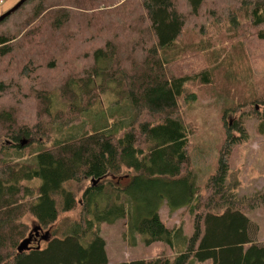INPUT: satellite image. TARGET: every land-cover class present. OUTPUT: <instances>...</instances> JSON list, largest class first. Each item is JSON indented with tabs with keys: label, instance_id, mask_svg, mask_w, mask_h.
<instances>
[{
	"label": "trees",
	"instance_id": "1",
	"mask_svg": "<svg viewBox=\"0 0 264 264\" xmlns=\"http://www.w3.org/2000/svg\"><path fill=\"white\" fill-rule=\"evenodd\" d=\"M25 12L26 21L18 22ZM12 19L16 33H0V64L18 69L0 78V264H264V242L256 241L245 214L264 205V195L238 198L229 180L231 152L246 141L245 128L224 125L225 143L201 192L180 115L186 87L209 84L226 61L238 83L251 80L241 44L228 51L210 27H220L230 43L251 29L264 45V0H26L0 26ZM196 20L193 36L188 28ZM70 46L79 53L62 59L69 79L59 94L50 93L38 72L51 71ZM187 54L201 55L206 67L171 75ZM24 88L40 100L48 128L42 118L20 125L18 109L1 107L9 98L19 104ZM105 93L111 100L101 109L96 97ZM57 99L67 113H53ZM258 119L264 137V115ZM84 182L78 197L73 188ZM164 203L190 212L184 242L180 228L161 220ZM77 208L59 235L18 253L31 235L25 216L49 230L61 213ZM121 220L133 246L139 236L145 246L163 243L175 254L110 262L101 225Z\"/></svg>",
	"mask_w": 264,
	"mask_h": 264
},
{
	"label": "rangeland",
	"instance_id": "2",
	"mask_svg": "<svg viewBox=\"0 0 264 264\" xmlns=\"http://www.w3.org/2000/svg\"><path fill=\"white\" fill-rule=\"evenodd\" d=\"M104 5L108 4H103L102 6ZM115 5L117 6V4ZM23 14L25 15L19 20L17 19L18 22L24 23L26 21L28 13L25 12ZM14 19L10 20L6 25L0 26V33H16L14 23H17V20ZM200 24L201 21L196 20L188 28L193 36H196ZM197 25L198 27L195 28ZM220 30V27H210L211 34L214 33L217 42L219 41L228 51L231 50L230 47H235L237 44H241L243 47V54L249 63V71L247 69V72L251 80L247 78L248 82L238 83L237 74H231V68L226 61L220 66L221 68H218L212 74V80L209 84L195 83L186 87L185 96L180 102V115L189 133L190 147L188 154L190 156V167L195 171V182H197L199 187L201 186V192L203 191L205 180L216 169L219 150L225 143L224 125L242 123L247 139L245 142L236 145L231 152L229 160L231 175L229 180L237 183L238 186H236L235 193L238 198H251L257 193L264 195V137L257 132L256 126L258 118L264 115V107L261 105L262 94L264 95V45L256 40L251 29L244 31V37L242 36L241 39L234 40L231 43L228 38L224 37L225 35L222 32L220 33ZM215 31H219L220 35L216 34ZM60 36L63 37V35ZM188 36L191 38V35ZM54 44L57 45V43ZM78 53L71 46L68 51L61 50L56 59L57 61L52 63L53 67L51 68L53 69L51 71L38 72L42 79L40 83L47 85L48 90H51L50 93L59 94V88L61 90L63 84L69 79L70 68H68V63H64L62 59H73V56H77ZM84 53L83 50L79 58L80 63L82 61L83 64L86 61L83 57ZM25 60L27 61L28 58L25 57ZM204 61L199 54H187L178 62L179 66L175 62L170 65L173 66L175 64L173 66L175 68L171 70V75L184 74L187 70L199 73L203 67H206ZM5 62L0 64V78L10 69ZM10 70L8 77H13L18 69L12 67ZM77 70L80 73L84 68L80 65ZM20 71L23 72V69H20ZM0 80L3 81V79ZM13 80H18V76L14 77ZM22 93L26 97L20 98L19 104L15 99L9 98L12 101L4 100L5 105H1V107H15L18 109L19 116H17V120L20 125L33 127L37 125L38 119L42 118L43 125L48 128V119L45 118V112L42 109L43 106L40 100H37L26 88L23 89ZM96 100L101 109H103L107 107L108 102L106 103V101H110L111 97L109 93L98 94ZM54 110L59 113H67L66 106L62 105L58 99L56 100V105L53 104V113ZM49 112H52V109ZM3 135V130H0V142H3ZM87 183L84 182V184L76 185L73 188L77 192L78 197ZM168 209L167 203H164L159 210V216L167 228L181 229V241L184 242L192 232L193 222L190 212L184 208L176 211ZM221 211H223V208L219 209V212ZM78 212L77 208L72 213H61L56 224L49 230L39 229L33 218L25 216L24 222L27 223L31 230L29 247L43 246L44 241H42L41 237L46 232L49 233V236L59 235L66 225L77 217ZM245 214L254 228L253 232L255 233L256 241L258 243L264 242V205L257 204L252 209H246ZM126 224L125 220H121L113 225H101V234L106 243L107 257L110 262L151 260L160 254H165L166 256L175 254L174 247L168 248L163 243L145 246L139 236H136L137 242L133 246L127 236ZM36 233H38V236H36L38 238L34 239Z\"/></svg>",
	"mask_w": 264,
	"mask_h": 264
},
{
	"label": "water",
	"instance_id": "3",
	"mask_svg": "<svg viewBox=\"0 0 264 264\" xmlns=\"http://www.w3.org/2000/svg\"><path fill=\"white\" fill-rule=\"evenodd\" d=\"M26 0H20L18 3L15 4V6H13L10 10L6 11L5 13H3L2 15H0V22L8 17L9 15H11L13 12H15ZM26 144L25 141L21 142V145ZM36 236H38V233H36ZM49 237V233L46 232L41 239L43 240H47V238ZM31 243V238H27L25 240H23L17 247V251L18 253H22L23 251L29 249V244Z\"/></svg>",
	"mask_w": 264,
	"mask_h": 264
},
{
	"label": "crops",
	"instance_id": "4",
	"mask_svg": "<svg viewBox=\"0 0 264 264\" xmlns=\"http://www.w3.org/2000/svg\"><path fill=\"white\" fill-rule=\"evenodd\" d=\"M20 0H0V15L10 10Z\"/></svg>",
	"mask_w": 264,
	"mask_h": 264
},
{
	"label": "flooded vegetation",
	"instance_id": "5",
	"mask_svg": "<svg viewBox=\"0 0 264 264\" xmlns=\"http://www.w3.org/2000/svg\"><path fill=\"white\" fill-rule=\"evenodd\" d=\"M35 238L37 239L38 237H36V235H35V236H34V239H35Z\"/></svg>",
	"mask_w": 264,
	"mask_h": 264
}]
</instances>
